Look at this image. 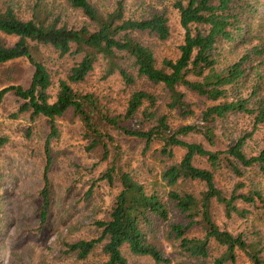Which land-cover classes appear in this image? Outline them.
Listing matches in <instances>:
<instances>
[{
    "label": "trees",
    "instance_id": "obj_1",
    "mask_svg": "<svg viewBox=\"0 0 264 264\" xmlns=\"http://www.w3.org/2000/svg\"><path fill=\"white\" fill-rule=\"evenodd\" d=\"M64 1L78 10L87 23L77 28L69 27L59 16H54L42 0L28 5L26 18L16 10L17 1H0V33L17 37L12 46H6L0 37V66L25 57L33 67L27 86L9 85L0 91V100L6 92H11L21 101L13 117L28 112L32 120L39 116L48 118L49 137H52L57 136L56 118L72 110L93 137L88 148L101 146L102 159L109 157V146L114 149L109 166L100 177L109 184L114 180L120 183L108 216L94 222L98 236L64 242L63 251L74 253L82 264H140L137 257H147L155 264H172L173 258L165 253L162 244L171 241L177 243L188 258H193L190 262L178 260L174 264L233 263L240 251L252 264H264V243L258 232L256 238L248 240L242 233L233 235L221 229L212 218L213 201L222 206L227 218L233 215L245 218L250 211L238 207L240 200L261 208L264 219L261 190L241 191L244 185L238 182L229 194H225L215 181V173L222 169L240 178L243 168L256 166L264 175V140L257 154L249 155L245 151V140L258 125L264 124V14L260 16L258 12L261 0H175L173 6L184 30L183 39L178 45V56L163 58L159 63L153 49L134 34L147 32L159 40H167L171 29L166 13L155 12L148 18L137 19L125 17L122 0L105 13L91 0ZM39 45L50 47L58 57L80 56L69 68L65 79L58 80L53 101L49 93L51 75L38 57ZM224 45L229 53H235L233 58L225 56ZM121 57L132 59L135 75L119 61ZM100 59L103 60V78L117 71L126 85L134 84L137 77H143L153 85H162L168 93L167 107L177 110L181 116L192 115L193 109L184 93L178 90V85L211 102L195 122L172 127L167 115L156 109L158 96L138 89L130 94L123 112L98 116L117 132L143 141L144 150L153 142H159L158 152L172 158L174 148L181 147L184 153L180 160L164 166L160 179L168 186L187 180L201 182L204 189L198 194L174 188L164 193L149 189L131 171L120 168V148L114 137L101 130L86 110L94 105L92 96L81 95L71 86L83 81ZM233 113L249 116L252 131L226 148L212 150L202 142L185 139L199 135L208 146L216 145L214 122L225 120ZM48 141L49 138L46 143ZM7 142L8 138L0 135V147ZM47 147L45 145L43 185L39 191L38 229L47 222L52 205L47 175L51 158ZM199 157L206 159L207 167L195 163ZM194 224L202 226V237L186 235ZM210 240L223 246L224 250L206 261ZM99 245L105 259L99 263L85 261Z\"/></svg>",
    "mask_w": 264,
    "mask_h": 264
},
{
    "label": "rangeland",
    "instance_id": "obj_2",
    "mask_svg": "<svg viewBox=\"0 0 264 264\" xmlns=\"http://www.w3.org/2000/svg\"><path fill=\"white\" fill-rule=\"evenodd\" d=\"M1 1V0H0ZM16 10L23 17H28V5L35 0H15ZM54 16L69 27H80L87 23L85 17L76 9L71 8L64 0H42ZM119 0H91L103 13L112 10ZM175 0H122L125 17L148 18L155 12H164L169 18L171 36L167 40H159L154 34L141 32L134 34L143 43L148 44L154 51L157 62L163 58H176L178 45L182 42L184 30L178 23V12L174 8ZM258 6L260 16L264 14V0ZM6 46H12L17 37L0 33ZM225 48V45H224ZM38 57L46 64L52 84L49 89L51 101L55 99L57 83L65 79L69 68L80 59L78 55L58 57L57 53L47 46H38ZM235 53H229L225 48V56L233 58ZM127 71L136 74L132 59L120 58ZM103 60H99L81 82L71 84L72 88L81 95L90 94L93 107L86 108L101 130L110 133L120 148L119 166L131 171L142 180L149 189L166 192L177 189L198 194L204 189L201 182L182 181L174 186H168L161 181L160 173L164 166L180 160L184 150L175 147L173 157L162 156L158 152L159 142H153L149 149L144 150V142L125 136L104 124L99 115H116L125 110L127 99L134 90L145 89L158 96L156 109L167 115L172 127L195 122L201 111L211 102L202 96L178 85L185 99L193 109V114L181 116L177 110L167 107L168 93L162 85H153L143 77H137L132 85L124 84L120 74L103 78ZM33 67L25 57H19L0 66V91L9 85L27 86ZM190 79H195L190 77ZM21 101L11 92H6L0 100V135L8 138V142L0 147V264H82L74 253H65L64 242H74L79 239H90L98 236L94 222L105 219L119 191V180L109 184L100 179L109 166L114 149L109 146V157L102 159V147L97 145L88 148L92 136L83 122L69 110L64 116L55 120L57 136L49 137L50 124L44 116L30 119L28 112H17ZM217 134L216 145L208 144L199 135H190L187 141L202 142L208 149L226 148L237 138L252 131L251 118L241 113H233L225 120L214 122ZM147 126V123L144 124ZM49 138L48 143H46ZM264 140V124H260L253 134L245 140V151L255 155L261 149ZM45 145L51 158L47 172L52 194V205L47 222L38 229L39 207L41 199L39 191L43 185V171L46 164ZM195 163L207 167L204 157L196 158ZM240 178L225 169L215 173L216 185L229 194L234 185L242 182L241 191L251 189L261 190L264 197V175L256 166L243 168ZM90 189V191H89ZM239 208L250 211L245 218L233 215L227 218L223 208L215 201L212 202V218L221 229L237 235L243 234L248 240L261 236L264 243V219L262 209L237 201ZM257 206H260L259 204ZM172 218L176 216L172 215ZM165 228V225H163ZM188 237H202L204 230L200 224L192 225L186 232ZM165 253L178 260L192 261L177 247V243L163 241ZM224 247L210 240L208 256L210 261L223 252ZM132 260V257L125 251ZM105 255L101 245L94 248L85 261L101 262ZM140 264H155L147 257L135 258ZM226 264H252L243 252H237L234 262Z\"/></svg>",
    "mask_w": 264,
    "mask_h": 264
}]
</instances>
